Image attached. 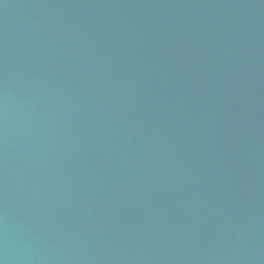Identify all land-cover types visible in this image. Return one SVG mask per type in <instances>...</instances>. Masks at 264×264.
Masks as SVG:
<instances>
[{
  "label": "water",
  "instance_id": "95a60500",
  "mask_svg": "<svg viewBox=\"0 0 264 264\" xmlns=\"http://www.w3.org/2000/svg\"><path fill=\"white\" fill-rule=\"evenodd\" d=\"M0 264H264V0H0Z\"/></svg>",
  "mask_w": 264,
  "mask_h": 264
}]
</instances>
